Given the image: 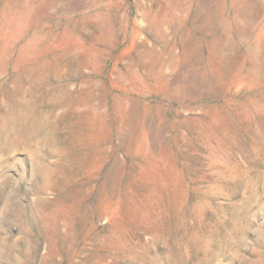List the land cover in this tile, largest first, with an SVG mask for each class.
Segmentation results:
<instances>
[{"label":"rangeland","instance_id":"rangeland-1","mask_svg":"<svg viewBox=\"0 0 264 264\" xmlns=\"http://www.w3.org/2000/svg\"><path fill=\"white\" fill-rule=\"evenodd\" d=\"M0 264H264V0H0Z\"/></svg>","mask_w":264,"mask_h":264}]
</instances>
